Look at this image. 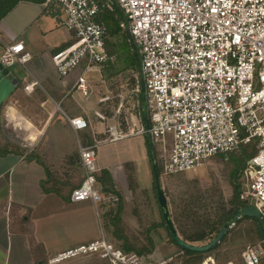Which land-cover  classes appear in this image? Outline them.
<instances>
[{
    "label": "built area",
    "instance_id": "built-area-1",
    "mask_svg": "<svg viewBox=\"0 0 264 264\" xmlns=\"http://www.w3.org/2000/svg\"><path fill=\"white\" fill-rule=\"evenodd\" d=\"M117 2L128 16L142 55L151 128L139 125L124 133L114 120L96 111L107 120L108 141L151 132L154 146L159 145L165 175L184 173L255 141L257 152L245 162L239 183L242 198L258 208L264 223V0ZM44 5L58 6L64 25L74 35L73 41L53 56L61 76L82 64L87 71L115 59L106 47L107 27L97 18L102 7L114 8L111 0H44ZM122 25L126 28L124 21ZM31 59L23 42H11L4 44L0 62L29 72ZM85 72L76 86L87 95ZM37 84L34 80L25 88L31 90ZM142 92L138 80L132 89L123 88L120 97ZM69 122L76 131L88 128L83 117L69 118ZM97 147L79 144L85 175L73 189L71 201L97 204L104 199L117 200L113 195L105 197L98 185ZM91 254L110 264H144L137 252L124 251L105 235L58 253L50 263ZM261 257L262 251L251 247L244 263L261 264Z\"/></svg>",
    "mask_w": 264,
    "mask_h": 264
},
{
    "label": "crops",
    "instance_id": "crops-1",
    "mask_svg": "<svg viewBox=\"0 0 264 264\" xmlns=\"http://www.w3.org/2000/svg\"><path fill=\"white\" fill-rule=\"evenodd\" d=\"M0 2V57L4 44L11 42H23L32 55L28 63L29 72L19 65L10 68L9 78L17 77L20 83L0 110V128L7 121L15 133L11 140L0 136L1 149L10 147L9 152L0 153V264H51V258L58 253L102 235L112 243L116 241L109 217L111 207L107 204L108 200L104 199L97 204L92 200L74 202L71 201V195H68L81 184L85 175L80 157V142L84 145L98 144L100 173L102 169L111 172L114 187L123 198V217L127 221L132 214L133 205L127 201L123 189L119 187L121 179L114 169L112 155L120 141L134 134L109 142L102 132L104 122L107 128V120L101 119L96 113L90 114L89 104L93 105L95 112H101L96 105L104 97L99 98L92 89L93 83H97L102 77L100 68L110 62L114 63L115 59L104 65H95L87 71L82 64L69 75L61 76L53 62V56L74 39L73 33L63 23L61 9L56 5L46 7L44 0ZM112 56L116 58L115 55ZM126 69L132 70L129 67ZM84 72L89 85L87 95L76 86ZM34 80L38 84L31 90H26L25 85ZM103 94L112 98L106 91ZM136 95V101H132L137 103L139 110L132 118L137 126L144 125L147 128L145 102L143 99L142 117L140 95ZM118 97L119 101L113 100L117 104L115 113H101L111 121L114 120L122 132L129 133L134 130V127L129 130L131 121L126 122V127L119 119L124 103L130 98L122 99L120 94ZM121 102L123 105L117 113ZM74 117L85 118L88 128L76 131L69 122V118ZM99 120L103 121L102 124ZM53 126L54 131L50 134ZM137 136L141 138L137 140L139 144L147 146L146 138L149 139V134ZM3 142L5 146H2ZM105 143L114 144V147L110 144L104 147ZM125 150L129 151V147ZM147 154L150 170L143 168L141 173L137 171V175L144 176L146 181L149 175L154 179L148 146ZM145 158L147 160L142 155V167L145 165ZM123 162L135 163L133 157H126ZM144 187L150 188L149 185ZM46 188L50 191H46ZM58 192H62V195ZM160 242L153 250L169 252L178 247L167 241ZM96 256L99 255H84L56 264H87L89 257ZM170 257L158 263H166Z\"/></svg>",
    "mask_w": 264,
    "mask_h": 264
},
{
    "label": "rangeland",
    "instance_id": "rangeland-1",
    "mask_svg": "<svg viewBox=\"0 0 264 264\" xmlns=\"http://www.w3.org/2000/svg\"><path fill=\"white\" fill-rule=\"evenodd\" d=\"M120 40H122L121 37H119V42L116 41L118 43L116 44L117 51L114 63L110 62L104 65L103 68H100L102 77L98 79L97 83H93L94 86L92 88L96 91L99 98L100 96L106 97L103 94V91H106L109 96L112 97V100H108L109 102L107 101L104 104L98 102L96 105L98 110L106 114H109L110 112L115 113L117 104L114 103L113 100L119 101L120 98L118 97V94L121 93V89L125 87L132 89L134 87L131 82V77L134 73L132 70L128 71L126 69L130 66V62L132 60L131 48L126 42L122 41L120 43ZM98 96H96V99H98ZM135 99H137V95L131 96L130 99L124 103L119 119L122 125L125 124L126 127L128 126L126 122L128 120L131 121L129 130H131L132 127H134V129L137 128V125L134 122L135 119L132 118V115H135L136 111L139 110L137 103H134L136 101ZM134 104L137 105H135V108L133 107ZM89 105L90 114L95 115L93 105ZM99 122L102 124L103 121L99 120ZM9 124L10 123L5 121L4 126L0 128V136H3L7 140H11V138L15 136L13 128L11 129ZM53 131L54 126L50 130V134L53 133ZM102 132L104 133V136L107 138L109 137L105 122ZM138 137L139 136L134 134L124 139V141H120V143L117 142L119 144L117 145V148L113 150L115 153L112 155L114 169L117 170V174L121 179L119 187L123 189V193L127 198V201L133 205L132 214L129 218H127V221L123 217L126 225L125 227L127 228V234L131 237V243H134L138 249H144V254L142 256L144 264H158L159 261L165 260L170 256L171 259L167 261V264H187L189 257L185 256L178 247H174V251L163 252L162 250H153V252L149 253L151 244L150 241H152L153 244L155 243V246L160 245L161 240L169 243V234L167 229L162 225L154 227L156 224H163V218L153 190L154 179L151 178V175H149V179L146 181L144 176L137 175V171L138 173H141L143 168L150 170L147 146L144 147L142 144H139L140 142L137 140L141 138ZM4 142L2 146H5ZM109 144L110 143H105L103 146L106 147ZM110 145L114 147V144ZM127 146L129 147V151L125 150ZM155 146L159 150V145L156 144ZM247 148L248 147L246 146H242L241 152L237 151V149L235 151L228 152L225 155L214 156L200 166L178 175L162 176L163 188L168 199L171 213L175 214V210L177 208L178 212H180L179 214L185 216L184 213L187 212V204H189L192 200L188 197L190 194H197V196L204 195L210 199H212V196H216L218 201L221 192L224 195V200L228 201L233 193L234 184L232 183V178L234 176V170L235 168H239L241 163L240 161H243V153L247 150ZM142 155L147 157V160L145 158L144 167L140 164ZM126 157H133L135 163L131 162L133 165L126 167V162H123ZM132 172L136 186V189L134 190H132L127 180V173L129 174ZM146 185H149L150 188L144 187ZM203 214V212H199L200 216ZM250 223V221H245L242 225L237 226L233 230L235 233L230 235L218 249L205 254V258L201 264H221L224 257L228 255H231V261L232 255L234 257L240 256V253L245 250L248 245L257 247L262 251L264 262V241L259 237L251 240L246 230V228L248 229L250 227ZM251 227L254 229L253 226ZM188 230H191V228ZM210 241L211 240L194 243L203 245ZM113 243L116 246H120L121 244V242L117 240ZM216 257H220L219 260L215 259ZM87 264L110 263L108 260L96 256L89 257Z\"/></svg>",
    "mask_w": 264,
    "mask_h": 264
},
{
    "label": "trees",
    "instance_id": "trees-1",
    "mask_svg": "<svg viewBox=\"0 0 264 264\" xmlns=\"http://www.w3.org/2000/svg\"><path fill=\"white\" fill-rule=\"evenodd\" d=\"M1 4V2H0ZM98 21L101 23L105 24L107 27V35H106V47L108 52L111 55H116V44L119 42V37L122 38L120 40V43L126 42L130 48H131V57L132 60L130 62L129 68L132 69L133 75L131 77V82L132 85H135L138 80H140V69H139V58L137 54L132 49L129 36L127 33L126 28L123 27L122 22L123 17L120 13V11L114 6V8H110L108 6H104L101 8L99 14H98ZM118 41V42H116ZM128 68V67H127ZM140 95V108L142 109V117H143V96L142 93ZM109 100H112L109 99ZM3 106V104H2ZM0 106V110L2 108ZM107 115H112L110 112ZM125 126V125H124ZM146 144L149 147V139L148 137L146 138ZM242 146L248 147L247 150L243 153V161H240V166L239 168H235L234 170V176L232 183L234 184L233 187V193L231 198L228 201L224 200V195L220 192L219 195V200L217 201L216 196H212V199L209 197H206L204 195H199L197 194H190V197L192 200L189 204H187V212H185V216H182L179 214L177 208L175 210V214L171 213V218L174 222V225L180 235V237L188 242L194 243V242H206L208 240H212L217 236V234L225 228L229 222L233 221L234 217L237 215V213L244 208L245 206L249 205V202L245 199L242 198L241 196V186H240V176L242 169L245 165V162L254 154L257 152V147H256V142L253 141L252 143L245 144ZM241 146V147H242ZM241 147L237 150L241 152ZM253 150V151H252ZM10 151V147L1 149L0 147V153L5 154ZM235 151V150H234ZM226 153L218 154L219 155H225ZM155 155L158 163V167L160 170V173L162 176L165 174L163 173V165L161 161V156L159 150L155 146ZM213 158V157H212ZM39 161L43 162L41 159ZM129 165H133L131 162L125 164L126 167ZM181 174V173H180ZM178 174H170L166 176H174ZM127 180L130 184V187L132 190L136 189L135 187V179L133 177V172L132 173H127ZM97 181L98 185L100 186L101 192L106 195H115L117 198L116 201L110 200L107 201V204H110V212H109V217L111 221V225L113 226V235L115 236L116 240L121 242L119 248H122L124 251H135L141 256L144 254V249H138L134 243H131V237L127 234L126 231V225L123 219V212H124V203H123V198L122 195L119 191L116 190L114 187L113 183V177L111 172L108 169H102L101 173L99 171L97 175ZM46 191H50L48 188L45 189ZM153 190L155 193V197L157 200V203L160 208V212L163 218V224H156V226H164L169 234V243L176 244L173 238L171 237L169 233V228L166 224V221L164 219V216L161 211V207L158 201V193H157V186L154 178V184H153ZM60 195H62V192H58ZM72 191L68 196H70ZM166 194V193H165ZM68 198V197H66ZM169 205V203H168ZM170 209V208H169ZM197 209V210H194ZM199 212H203V215H199ZM199 215V216H198ZM186 217V219H185ZM188 217V218H187ZM245 221H250V227L247 230L248 236L251 238V240H254L255 238H260L261 240L264 241V237L262 233L260 232L259 229V224L258 220L253 217L249 216H244L240 218L234 225L233 227L229 230V232L224 236V238L221 240V242L212 250L206 251V252H196V251H191L187 249H183L182 247L178 246V248L181 250V252L189 257V260L187 264H201L205 258V254L209 253L210 251H215L220 247V245L233 233H235L233 230L239 226L242 225ZM253 226L254 229L251 227ZM191 228V230H188ZM241 229V228H240ZM150 251L149 253L152 252V250L155 247V243L153 244L152 241H150ZM251 247V245H248L245 250H243L240 253V256L234 257L232 255L231 260L235 262V264H245L244 263V258L247 250ZM230 256H225L224 260L221 264H227L228 260L230 261ZM220 257H216L215 259L219 260ZM166 262L165 264H167ZM261 264H264L263 262V257H261Z\"/></svg>",
    "mask_w": 264,
    "mask_h": 264
},
{
    "label": "water",
    "instance_id": "water-1",
    "mask_svg": "<svg viewBox=\"0 0 264 264\" xmlns=\"http://www.w3.org/2000/svg\"><path fill=\"white\" fill-rule=\"evenodd\" d=\"M115 7L120 11L124 22L126 23V30L129 36V40L132 46L133 51L135 54H137L140 62V76H141V86H142V91H143V99L145 102V121H146V126L148 129L151 128V120H150V110H149V105H148V95H147V87H146V80H145V73L143 69V63H142V55L139 49L138 44L135 41V38L131 32V27H130V21L128 19L127 14L125 13L124 9L120 6V4L117 2V0H111ZM10 68L6 67L2 62H0V106L4 104V102L7 100V98L12 94V92L15 90L17 86H19L20 80L15 77V78H9L10 76ZM149 134V149H150V158H151V163H152V168H153V173H154V178L157 186V193H158V201L161 207L162 214L164 216V219L166 221V224L169 228V233L175 243L182 247L183 249L191 250V251H196V252H206L209 250L214 249L224 238V236L229 232V230L233 227V225L242 217L244 216H249L256 218L258 220L259 224V229L260 232L262 233L264 237V226L262 222V214L256 208L255 206L247 205L244 208H242L237 215L234 217L233 221L229 222L228 225L223 228L215 238H213L210 242L203 244V245H198L195 243H191L188 241L183 240L175 225L174 222L171 218L170 214V209L168 205V199L166 197V194L164 192L163 188V181H162V175L160 173L156 155H155V146H154V138L151 132H148Z\"/></svg>",
    "mask_w": 264,
    "mask_h": 264
}]
</instances>
